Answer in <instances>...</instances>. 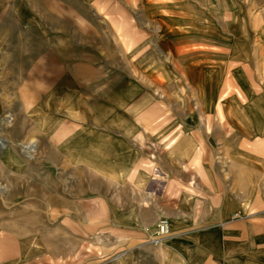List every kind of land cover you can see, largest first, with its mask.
Segmentation results:
<instances>
[{
  "label": "rangeland",
  "instance_id": "1",
  "mask_svg": "<svg viewBox=\"0 0 264 264\" xmlns=\"http://www.w3.org/2000/svg\"><path fill=\"white\" fill-rule=\"evenodd\" d=\"M191 1L0 0V264H170L146 233L170 216L135 210L157 200L132 182L158 175L181 133L219 136L239 97L180 74L178 29L159 42L155 20L194 19ZM225 141L206 139L217 166Z\"/></svg>",
  "mask_w": 264,
  "mask_h": 264
},
{
  "label": "crops",
  "instance_id": "2",
  "mask_svg": "<svg viewBox=\"0 0 264 264\" xmlns=\"http://www.w3.org/2000/svg\"><path fill=\"white\" fill-rule=\"evenodd\" d=\"M190 3L194 19L183 12L179 20H155L159 42L170 43L179 31V48L167 52L186 60L179 64L180 74L211 76L209 88L218 76L221 90L239 97L225 100L226 113L217 116L225 123L219 136L209 129L181 133L158 175L151 171L149 178L143 173L145 180H133L138 192L157 200L135 210L151 207L169 214L172 234L165 249L170 264H264V82L260 85L255 77L264 75V17L253 0ZM147 5L145 11L160 7L155 1ZM133 42L140 43L139 34ZM212 137L231 140L219 148L225 156L222 165H216V150L206 142ZM175 187L180 188L178 200L169 190Z\"/></svg>",
  "mask_w": 264,
  "mask_h": 264
},
{
  "label": "built area",
  "instance_id": "3",
  "mask_svg": "<svg viewBox=\"0 0 264 264\" xmlns=\"http://www.w3.org/2000/svg\"><path fill=\"white\" fill-rule=\"evenodd\" d=\"M146 233L150 236L149 241L154 245L163 244L172 234V227L167 217H161L154 228H146Z\"/></svg>",
  "mask_w": 264,
  "mask_h": 264
}]
</instances>
